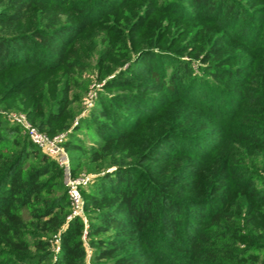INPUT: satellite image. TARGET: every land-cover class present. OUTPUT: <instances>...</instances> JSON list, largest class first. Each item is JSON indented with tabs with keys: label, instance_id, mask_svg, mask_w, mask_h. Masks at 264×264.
Wrapping results in <instances>:
<instances>
[{
	"label": "trees",
	"instance_id": "trees-1",
	"mask_svg": "<svg viewBox=\"0 0 264 264\" xmlns=\"http://www.w3.org/2000/svg\"><path fill=\"white\" fill-rule=\"evenodd\" d=\"M161 14L187 24L181 52L163 50ZM132 15L139 45L162 51L120 59L129 64L104 86L118 90L83 121L95 143H68L114 167L81 189L88 224L67 221L58 163L0 116V264H88L84 236L91 264H264V180L241 158V148L264 157V0H0V104L24 97L41 131L65 129L69 81L89 66L96 26L113 72L129 51L107 20Z\"/></svg>",
	"mask_w": 264,
	"mask_h": 264
},
{
	"label": "rangeland",
	"instance_id": "rangeland-1",
	"mask_svg": "<svg viewBox=\"0 0 264 264\" xmlns=\"http://www.w3.org/2000/svg\"><path fill=\"white\" fill-rule=\"evenodd\" d=\"M161 1L165 2L168 0H160V3ZM143 4H146V2L143 1L142 5ZM141 8H142L141 10H143L144 6H142ZM120 13H118L117 15L118 17L120 16ZM161 15H164V17L161 18V20H159L158 26L162 27L161 29H165L167 26H170V30L167 35V40L163 45V50L174 54L176 51L181 52L180 50L189 43L187 42V39L191 37V34L189 35L183 34V32L187 27V24L179 21H173L169 19L167 17L168 15L166 14H161ZM136 16L135 17H133V15L130 16L131 20L128 22L127 25L125 23H122V20H118L116 18H110V20H107V23H109L110 25H112L114 28L117 29V30L113 29L114 34L112 37L113 44L115 45L117 51L120 52L124 47V45H126L130 54V56L128 54L127 56L124 57L122 55L117 54L116 61H119L120 63H118L117 66L113 67L114 69L113 72H110V70L105 67L106 62H99V58L102 55V53L107 52V46L111 45L112 43L110 42L107 43L104 39V37H108L107 34H105L106 33L105 27L101 25L96 26L97 30L95 31V34H96V41L98 44L95 49V52L92 53L91 57L88 59L89 66L85 70L74 71V74L69 81V84H71V89L69 92V99L71 100L70 103L71 116L67 120L68 126L63 130H59L58 132H56V134L52 136L49 135L51 138L61 136V145L64 147L67 157L69 159L70 167L68 169L58 164L62 169V174L58 178L60 184L58 185L56 192L57 194L63 192H66L68 194L70 201V208L68 209L67 221L69 220V217L73 216V206L69 194L71 179H78L81 177L90 176V178L93 181L100 175H103L105 171H111L114 169V167H108L109 162L107 159L98 162H93L89 157L90 154L83 152L77 147L68 146V143L73 145H75L76 143H80V144L85 143L86 145L95 143L96 138L94 131H92L91 128L88 129L87 128L88 124L86 122L83 123V121L86 118L90 117L91 111L95 107L97 108L100 107V104L102 103L99 101V98L101 94L104 93V91H107V93L112 94L114 91L118 90L117 88H111L105 90L104 86L106 80L109 77L116 74L117 72H119L120 69L125 68L129 64V62H126L127 60L130 59L132 61L137 58L144 60L146 55L150 53L149 51H151V48H153L154 51H162L159 50V48H156L155 46H151V44L148 46L139 45V39H140L139 34L136 33L134 34L132 30L131 31L128 30L129 27L133 23H135L134 19L136 18ZM198 25L199 23L195 24L196 27H198ZM220 32L221 30L216 34H219ZM129 35L132 37L131 39L128 38ZM181 55L183 56V58L187 59L188 50L183 52ZM120 59H125L126 61L124 60L122 61L123 62L122 63ZM242 60H244V58H242L241 61ZM11 81L6 82L7 87L10 86ZM62 84L58 86V95L62 93L60 92L62 88ZM4 91H6V89L0 90V95H2ZM46 98L48 99L50 104L53 103L52 97H47L46 95ZM25 100L26 98L24 97L16 96L15 98H12L10 100H5L4 103L0 104V116L4 120L5 125L8 124L19 125L21 129L17 135L20 138L24 136L26 137V135L28 136V131L24 126L23 121L31 124L32 126L37 127L36 123H34L30 118L29 109L24 103ZM76 127H80V129L76 130ZM241 158H242V163L250 171L254 170L255 173L257 172L261 178L263 177L264 180V157L261 154L254 156L252 152L246 153V150L241 148ZM29 161L32 162V164H36L35 159H33V156L30 157ZM259 182H262V179H259ZM87 187L88 186L82 187V189L84 188L87 189ZM24 216L27 220L30 221V214L28 211L24 212ZM80 217L85 221L86 224H88L89 219L85 208H84V214ZM67 221L64 227H66L68 223ZM30 230L33 231V228L30 227L29 231ZM40 236L43 239H48L49 241H51L52 242L51 250L57 253L56 249L58 244L60 243V239L58 238V236L57 235L47 236L43 234H40ZM37 237H38L37 234L31 235L29 236V239L33 241ZM84 241L88 252L86 257V262L88 264H91L90 258L92 254V248L89 245L88 238L84 237ZM243 243L244 242H242V244ZM33 252H35L34 249ZM44 264H49V262H45Z\"/></svg>",
	"mask_w": 264,
	"mask_h": 264
},
{
	"label": "built area",
	"instance_id": "built-area-1",
	"mask_svg": "<svg viewBox=\"0 0 264 264\" xmlns=\"http://www.w3.org/2000/svg\"><path fill=\"white\" fill-rule=\"evenodd\" d=\"M24 126L28 131V136L31 141L41 149L42 152L54 159L60 166L69 168V159L64 147L61 145V136L51 138L47 133L39 130L38 127L23 121ZM92 182L90 176L81 177L78 179H71L69 194L73 206V216H82L84 214V198L82 195V187L88 186ZM85 237V236H84ZM59 238V237H58ZM60 239V238H59ZM60 250V243L56 251Z\"/></svg>",
	"mask_w": 264,
	"mask_h": 264
}]
</instances>
